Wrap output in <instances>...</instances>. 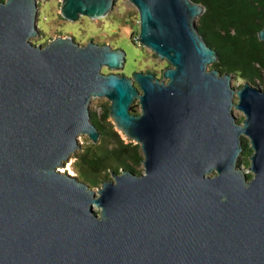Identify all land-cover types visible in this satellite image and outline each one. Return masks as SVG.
Here are the masks:
<instances>
[{
    "label": "water",
    "instance_id": "water-1",
    "mask_svg": "<svg viewBox=\"0 0 264 264\" xmlns=\"http://www.w3.org/2000/svg\"><path fill=\"white\" fill-rule=\"evenodd\" d=\"M127 1L139 44L169 64L162 79L102 74L125 63L108 45H34L38 0H0V264H264V90L208 69L218 54L198 31L202 5ZM114 4L62 0L60 14L100 19ZM96 98L140 146L144 173L120 171L95 191L59 168L80 136L99 142Z\"/></svg>",
    "mask_w": 264,
    "mask_h": 264
},
{
    "label": "trees",
    "instance_id": "trees-1",
    "mask_svg": "<svg viewBox=\"0 0 264 264\" xmlns=\"http://www.w3.org/2000/svg\"><path fill=\"white\" fill-rule=\"evenodd\" d=\"M192 1L205 9L197 20V27L206 44L218 54L213 69L236 75L245 83L257 86L264 70V42L258 39V33L264 27V0ZM133 108L131 111L136 114ZM101 110L100 116L91 112L92 123L101 133L99 142L90 143L71 156L76 177L90 187L98 186L102 175L103 181H107L108 172L112 175L128 170L139 174L136 168L143 163L139 145L124 140L113 128L105 127V122L110 123V105H101ZM107 139L110 144H105ZM251 154L252 150L244 140L241 156L246 159Z\"/></svg>",
    "mask_w": 264,
    "mask_h": 264
},
{
    "label": "rangeland",
    "instance_id": "rangeland-1",
    "mask_svg": "<svg viewBox=\"0 0 264 264\" xmlns=\"http://www.w3.org/2000/svg\"><path fill=\"white\" fill-rule=\"evenodd\" d=\"M62 0H38L37 7V26L38 35L31 38L30 41L34 45L45 46L51 42L55 37H71L76 43L85 46L89 42L98 45H108L112 49H121L126 53L125 63L120 69H109L103 67L101 73L104 75L116 74L132 78L135 72L151 73L157 79H162L163 72L169 67L165 60L156 57L149 49L141 46L138 42L139 35V14L136 8L127 0H115V4L110 13L100 19H90L86 16H81L77 21L71 22L65 20L61 14ZM197 23V21H196ZM214 65V64H213ZM213 65L208 67L213 69ZM232 85L240 88L245 81L236 75H232ZM256 85L264 90V70H262V78L256 82ZM237 103V98H234ZM101 105H110L106 99H93L89 106L90 113L96 112L100 116L102 110ZM136 114L141 113L138 101L132 105ZM234 116L237 121L241 123L244 120V114L233 108ZM105 122L104 125L108 130L113 128L124 140H128L122 132L116 129L112 120ZM249 145L246 138H242ZM79 143L81 148L92 143L87 136H80ZM111 141L107 139L105 144H110ZM250 164L249 157L244 159L240 156L238 166L241 167L247 176H252L248 170ZM62 173H67L72 176H77L76 168L74 167V159H70L67 164L59 168ZM138 173H144L143 166L136 168ZM107 181L112 180L110 172L106 175ZM104 175L101 176L98 186L90 187L92 190H97L104 182ZM102 181V182H101ZM96 211H99L95 208Z\"/></svg>",
    "mask_w": 264,
    "mask_h": 264
}]
</instances>
